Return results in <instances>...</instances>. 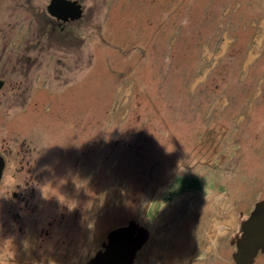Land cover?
Returning a JSON list of instances; mask_svg holds the SVG:
<instances>
[{
    "label": "rangeland",
    "instance_id": "rangeland-1",
    "mask_svg": "<svg viewBox=\"0 0 264 264\" xmlns=\"http://www.w3.org/2000/svg\"><path fill=\"white\" fill-rule=\"evenodd\" d=\"M0 0V264H236L264 199V0ZM253 264H264V253Z\"/></svg>",
    "mask_w": 264,
    "mask_h": 264
},
{
    "label": "water",
    "instance_id": "water-1",
    "mask_svg": "<svg viewBox=\"0 0 264 264\" xmlns=\"http://www.w3.org/2000/svg\"><path fill=\"white\" fill-rule=\"evenodd\" d=\"M51 16L67 22L82 15L81 4L76 0H51L48 6ZM5 161L0 156V181ZM241 235L233 240L236 264H253L259 253H264V199L258 201L249 218L240 225ZM148 239L147 230L131 221L108 235L103 250L98 251L87 264H133L136 253Z\"/></svg>",
    "mask_w": 264,
    "mask_h": 264
},
{
    "label": "flooded vegetation",
    "instance_id": "flooded-vegetation-1",
    "mask_svg": "<svg viewBox=\"0 0 264 264\" xmlns=\"http://www.w3.org/2000/svg\"><path fill=\"white\" fill-rule=\"evenodd\" d=\"M249 216H250V214H249ZM249 216H248V218H249ZM240 224H241V223H240ZM259 254H261V253H259ZM259 254H258V255H259Z\"/></svg>",
    "mask_w": 264,
    "mask_h": 264
}]
</instances>
